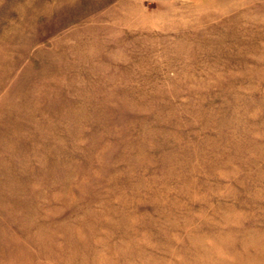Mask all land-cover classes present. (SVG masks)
I'll return each instance as SVG.
<instances>
[{
    "label": "rangeland",
    "instance_id": "rangeland-1",
    "mask_svg": "<svg viewBox=\"0 0 264 264\" xmlns=\"http://www.w3.org/2000/svg\"><path fill=\"white\" fill-rule=\"evenodd\" d=\"M0 264H264V0H0Z\"/></svg>",
    "mask_w": 264,
    "mask_h": 264
}]
</instances>
